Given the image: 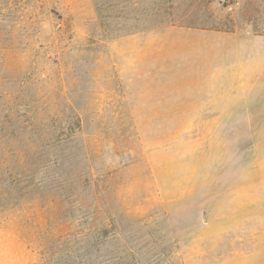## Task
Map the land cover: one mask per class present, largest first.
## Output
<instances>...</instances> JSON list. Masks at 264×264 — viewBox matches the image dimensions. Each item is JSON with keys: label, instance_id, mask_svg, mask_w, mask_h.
<instances>
[{"label": "rangeland", "instance_id": "rangeland-1", "mask_svg": "<svg viewBox=\"0 0 264 264\" xmlns=\"http://www.w3.org/2000/svg\"><path fill=\"white\" fill-rule=\"evenodd\" d=\"M0 264H264V0H0Z\"/></svg>", "mask_w": 264, "mask_h": 264}]
</instances>
